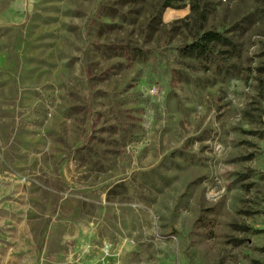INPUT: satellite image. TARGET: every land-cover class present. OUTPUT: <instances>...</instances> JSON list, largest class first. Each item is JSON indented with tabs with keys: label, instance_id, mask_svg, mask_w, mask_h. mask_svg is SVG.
Returning <instances> with one entry per match:
<instances>
[{
	"label": "rangeland",
	"instance_id": "rangeland-1",
	"mask_svg": "<svg viewBox=\"0 0 264 264\" xmlns=\"http://www.w3.org/2000/svg\"><path fill=\"white\" fill-rule=\"evenodd\" d=\"M163 2L1 32L0 264H264V0Z\"/></svg>",
	"mask_w": 264,
	"mask_h": 264
},
{
	"label": "crops",
	"instance_id": "crops-1",
	"mask_svg": "<svg viewBox=\"0 0 264 264\" xmlns=\"http://www.w3.org/2000/svg\"><path fill=\"white\" fill-rule=\"evenodd\" d=\"M42 0H0V34L4 30L16 29L24 26L33 16L38 4ZM1 39V37H0ZM7 63V53L0 48V68ZM79 233L74 236L83 240L85 228L79 226Z\"/></svg>",
	"mask_w": 264,
	"mask_h": 264
},
{
	"label": "trees",
	"instance_id": "trees-1",
	"mask_svg": "<svg viewBox=\"0 0 264 264\" xmlns=\"http://www.w3.org/2000/svg\"><path fill=\"white\" fill-rule=\"evenodd\" d=\"M163 7L171 6L170 0H164ZM228 43L230 40L220 32L214 30H205L197 38L188 44H185L180 50L182 56H206L211 52V46L214 43ZM264 65V64H262Z\"/></svg>",
	"mask_w": 264,
	"mask_h": 264
}]
</instances>
